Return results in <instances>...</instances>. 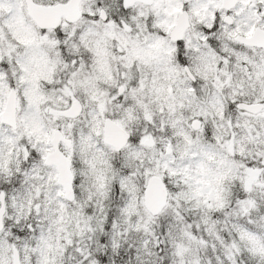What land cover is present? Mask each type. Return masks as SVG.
Listing matches in <instances>:
<instances>
[{
	"label": "snow or ice",
	"instance_id": "6c2138e0",
	"mask_svg": "<svg viewBox=\"0 0 264 264\" xmlns=\"http://www.w3.org/2000/svg\"><path fill=\"white\" fill-rule=\"evenodd\" d=\"M0 264H264V0H0Z\"/></svg>",
	"mask_w": 264,
	"mask_h": 264
}]
</instances>
